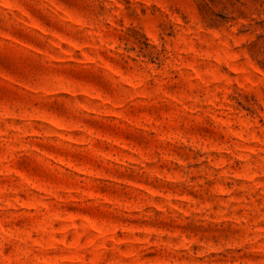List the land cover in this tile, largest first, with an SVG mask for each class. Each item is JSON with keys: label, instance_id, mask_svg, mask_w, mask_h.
<instances>
[{"label": "rangeland", "instance_id": "obj_1", "mask_svg": "<svg viewBox=\"0 0 264 264\" xmlns=\"http://www.w3.org/2000/svg\"><path fill=\"white\" fill-rule=\"evenodd\" d=\"M0 264H264V0H0Z\"/></svg>", "mask_w": 264, "mask_h": 264}]
</instances>
